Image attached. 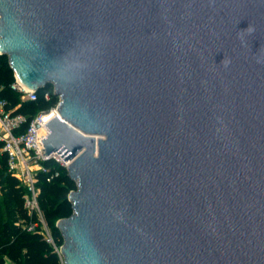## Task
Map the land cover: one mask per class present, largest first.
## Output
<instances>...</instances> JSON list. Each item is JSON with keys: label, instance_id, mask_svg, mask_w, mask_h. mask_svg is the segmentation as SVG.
<instances>
[{"label": "water", "instance_id": "95a60500", "mask_svg": "<svg viewBox=\"0 0 264 264\" xmlns=\"http://www.w3.org/2000/svg\"><path fill=\"white\" fill-rule=\"evenodd\" d=\"M0 54L60 99L64 264H264V0H0Z\"/></svg>", "mask_w": 264, "mask_h": 264}, {"label": "trees", "instance_id": "16d2710c", "mask_svg": "<svg viewBox=\"0 0 264 264\" xmlns=\"http://www.w3.org/2000/svg\"><path fill=\"white\" fill-rule=\"evenodd\" d=\"M15 83L9 58L0 54V102H4L5 109L12 117L26 118V122L17 130V133H22L40 111L56 107L60 99L54 95V87L48 85L36 92V100H22V94L13 88ZM2 148L3 142L0 141V264H64L61 254L47 243L40 232H28L18 224L28 221L24 208L26 189L10 172L8 158ZM42 165L46 172L41 171L36 175L39 204L52 232L55 247L60 250L64 239L56 224L73 214L69 195L77 190V183L60 163L49 160Z\"/></svg>", "mask_w": 264, "mask_h": 264}, {"label": "built area", "instance_id": "2783aa9c", "mask_svg": "<svg viewBox=\"0 0 264 264\" xmlns=\"http://www.w3.org/2000/svg\"><path fill=\"white\" fill-rule=\"evenodd\" d=\"M13 88L22 94V100H36L35 91H26L23 85L16 79ZM48 99V94L46 95ZM57 107L47 111H40L30 122L28 128L17 133V130L26 122L24 116H11L5 109L4 102H0V141L3 142L2 151L7 155L10 172L25 187L24 208L28 214V221L18 224L28 232H40L44 239L60 254L55 247L52 232L45 220L39 204V189L36 175L46 172L42 163L54 160L67 167L57 155L47 157L44 153L43 139L48 135L47 123L58 115ZM56 113V116H54ZM50 182V179H48Z\"/></svg>", "mask_w": 264, "mask_h": 264}, {"label": "bare ground", "instance_id": "6f19581e", "mask_svg": "<svg viewBox=\"0 0 264 264\" xmlns=\"http://www.w3.org/2000/svg\"><path fill=\"white\" fill-rule=\"evenodd\" d=\"M23 85V84H22ZM23 87L25 88L26 91H30L31 89H29L28 87H26L25 85H23ZM54 116H56V113H54Z\"/></svg>", "mask_w": 264, "mask_h": 264}, {"label": "rangeland", "instance_id": "374dc122", "mask_svg": "<svg viewBox=\"0 0 264 264\" xmlns=\"http://www.w3.org/2000/svg\"><path fill=\"white\" fill-rule=\"evenodd\" d=\"M0 199L2 200V196H1V193H0Z\"/></svg>", "mask_w": 264, "mask_h": 264}]
</instances>
